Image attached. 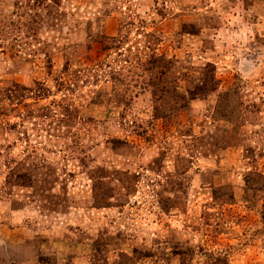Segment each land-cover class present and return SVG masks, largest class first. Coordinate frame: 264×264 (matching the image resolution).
Here are the masks:
<instances>
[{
	"label": "rangeland",
	"instance_id": "rangeland-1",
	"mask_svg": "<svg viewBox=\"0 0 264 264\" xmlns=\"http://www.w3.org/2000/svg\"><path fill=\"white\" fill-rule=\"evenodd\" d=\"M0 264H264V0H0Z\"/></svg>",
	"mask_w": 264,
	"mask_h": 264
}]
</instances>
